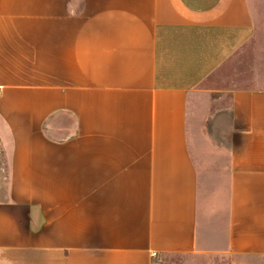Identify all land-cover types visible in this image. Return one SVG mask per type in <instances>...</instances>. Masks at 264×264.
<instances>
[{"label": "crops", "instance_id": "0c3cea01", "mask_svg": "<svg viewBox=\"0 0 264 264\" xmlns=\"http://www.w3.org/2000/svg\"><path fill=\"white\" fill-rule=\"evenodd\" d=\"M253 34L248 0H0V264H264V85L230 92L220 232L187 125Z\"/></svg>", "mask_w": 264, "mask_h": 264}, {"label": "rangeland", "instance_id": "374dc122", "mask_svg": "<svg viewBox=\"0 0 264 264\" xmlns=\"http://www.w3.org/2000/svg\"><path fill=\"white\" fill-rule=\"evenodd\" d=\"M248 3L254 22L252 38L197 85L187 104L189 147L211 233L220 232L226 218L228 161L233 146L230 92L238 87L264 85V0ZM60 120L48 125L49 135L59 136L54 126ZM234 259L205 253L165 254L155 257L153 264H233Z\"/></svg>", "mask_w": 264, "mask_h": 264}]
</instances>
